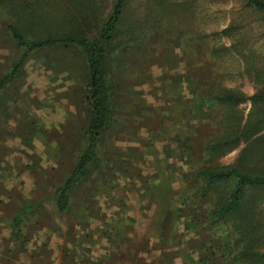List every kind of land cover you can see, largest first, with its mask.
Wrapping results in <instances>:
<instances>
[{"label":"rangeland","instance_id":"374dc122","mask_svg":"<svg viewBox=\"0 0 264 264\" xmlns=\"http://www.w3.org/2000/svg\"><path fill=\"white\" fill-rule=\"evenodd\" d=\"M14 1L27 7L26 12L44 15L37 22H43L40 31L44 33L70 26L69 14L55 0L41 5L36 0ZM113 2L103 0L105 14ZM5 5L0 0V79L21 55L6 29L12 20ZM240 7V0H128L129 25L144 19L149 35L139 48L140 43H134L124 86L131 98L124 99L129 103L120 108L114 136L104 141L106 148H115L106 154L113 174L108 177L110 182L93 181L76 195L114 197L119 215L134 224V228H124L133 241L146 239L147 244L163 245L173 256L180 254L185 264H192V259L193 264L231 262L227 255H218L227 251L219 241L227 229L211 223L215 198L201 197L197 171L202 165L238 162L244 143L218 158L209 155L205 146L227 135L230 129L222 122L228 114L244 123L252 110L247 101L229 113L213 99L212 92L229 89L253 95L264 85V78L256 73L257 68L264 69V58L253 59L259 57L256 54L247 65L233 48L250 41L253 50L264 55V25L255 17L238 18ZM237 18L247 19L244 23L249 28L242 34H225L224 29ZM79 77L84 79L83 53L57 48L33 54L21 75L5 86L0 106V196H51L55 184L71 171L87 118L77 93ZM201 79L205 82L199 83ZM202 89L205 97L197 94ZM124 112L131 115L123 126ZM68 133L72 134L70 141L64 140ZM178 138L182 143L178 144ZM105 204L99 205L106 211ZM78 209L76 205L71 216L76 218ZM177 247L180 253L175 252ZM148 252L149 258L159 255Z\"/></svg>","mask_w":264,"mask_h":264},{"label":"trees","instance_id":"16d2710c","mask_svg":"<svg viewBox=\"0 0 264 264\" xmlns=\"http://www.w3.org/2000/svg\"><path fill=\"white\" fill-rule=\"evenodd\" d=\"M36 1L41 5L49 0ZM240 1L241 16L238 18L255 17L256 22L264 25V0ZM2 2L6 4L12 20L6 24V29L21 55L11 71L0 79V106L3 105L5 86L21 75L22 68L33 54L57 48H75L83 53L81 93L86 108L87 129L74 152L71 171L55 184L52 194L58 210L68 212L71 198L88 184L102 180L110 182L108 177L113 174L114 167L109 166L106 154L112 151L106 148L104 141L118 127L116 123L120 108L127 105L124 99L129 98L130 101L131 98L130 90L124 86L128 80L127 70L130 56L134 53V43L143 42L149 31L145 28L144 19L139 18L129 25L126 19L128 0H114L108 14L103 10V0H55L58 7H64L69 14L70 26L49 33L40 31L43 22L37 25L44 18L42 13L33 10L26 12L27 7L14 0ZM25 5L30 6L28 2ZM238 18L224 29L225 34L236 31L242 34L249 28L244 23L247 19L237 21ZM247 37L253 38L250 34ZM233 48L246 60L247 65L250 64L248 60L256 54L259 57L253 59L261 61L264 58V55L253 50L250 41L234 45ZM256 73L264 78L262 67L257 68ZM203 82L201 79L199 83ZM205 92L202 89L197 94L205 97ZM212 93L213 99L222 103L229 113L242 103H252V110L244 123L233 120L228 114L222 122L230 129L227 135L205 146L209 155L218 158L244 143L238 162L227 166L202 165L197 171L201 197L215 198L211 223L227 229V233L219 237L227 251L224 249L218 255H227L231 262L223 260L222 263L213 264H264V85L253 95L229 89ZM205 102L202 99V104ZM133 103L136 104L135 101ZM1 131L0 127V135ZM177 134L181 136L182 131L179 130ZM181 140L178 138V144L182 143ZM186 145L191 146L190 143ZM17 222L18 218L15 220ZM214 255L218 256L215 252Z\"/></svg>","mask_w":264,"mask_h":264},{"label":"crops","instance_id":"0c3cea01","mask_svg":"<svg viewBox=\"0 0 264 264\" xmlns=\"http://www.w3.org/2000/svg\"><path fill=\"white\" fill-rule=\"evenodd\" d=\"M74 76L77 77V74ZM78 80L80 86L77 93L86 112L81 93L83 80L81 77ZM124 113L123 126V121L129 120L131 115V112ZM2 115L1 112L0 119ZM85 122L87 129V118ZM85 128L80 130V142ZM117 128L112 132L117 131ZM111 134L107 139L114 136ZM78 136L76 134L75 138L78 139ZM71 137L72 134L68 133L64 140L70 141ZM45 138L53 140L48 136ZM62 142L61 146L65 144ZM111 147L107 146V149L115 151ZM34 160L39 164L36 157ZM115 200L112 196L82 194L71 198L68 212H60L52 195L34 199L12 194L0 196V264H185L180 261V254L173 256L171 251L163 249V245L147 244L146 239L133 241L125 229L134 228V224L132 226V222L119 215L121 212L117 211ZM49 203H52L50 207ZM103 203L107 204L106 211L104 205H99ZM76 205H79V209L75 218L71 213ZM70 216L71 219L68 218ZM50 217H56L60 222L55 220L57 223L53 224ZM17 218L18 222L15 223ZM178 247L176 253H180ZM148 251L159 255L149 258ZM185 251L190 253L188 247ZM199 263L205 264L206 261Z\"/></svg>","mask_w":264,"mask_h":264}]
</instances>
